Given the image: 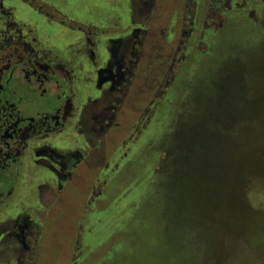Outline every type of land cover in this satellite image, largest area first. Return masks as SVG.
Wrapping results in <instances>:
<instances>
[{
    "label": "rangeland",
    "instance_id": "rangeland-1",
    "mask_svg": "<svg viewBox=\"0 0 264 264\" xmlns=\"http://www.w3.org/2000/svg\"><path fill=\"white\" fill-rule=\"evenodd\" d=\"M78 2L79 19L89 12L97 26L131 20L130 0ZM18 10L44 32L39 17L21 4ZM219 11L204 16L205 27L189 42L194 49H183L177 62L166 59L164 44L145 46L144 63L154 50V66L139 94L146 97L157 83H166L158 89V109L154 104L152 112L137 120L141 102L124 111L120 129L107 135V167L98 166L103 157L96 158L91 170L81 167L43 225L34 264H264V0H223ZM199 47L206 52L199 53ZM164 65L169 66L161 80L159 67ZM228 80L235 84L229 108L248 111L255 121L246 134H231L216 144L220 177L214 171L215 185L205 198L203 190H196L204 185L200 166L191 178L179 179L169 169L167 176L158 177L155 171L176 114L182 112V124H189L210 108L219 85ZM16 261L29 264L30 258Z\"/></svg>",
    "mask_w": 264,
    "mask_h": 264
},
{
    "label": "flooded vegetation",
    "instance_id": "flooded-vegetation-1",
    "mask_svg": "<svg viewBox=\"0 0 264 264\" xmlns=\"http://www.w3.org/2000/svg\"><path fill=\"white\" fill-rule=\"evenodd\" d=\"M78 1L0 0V264L21 256L34 264L43 225L80 170L100 157L107 167V135L135 109L130 101L150 99L136 120L152 112L159 84L139 94L154 66L145 46L162 43L174 60L193 36L192 0H130V22L116 26H97L89 12L80 20ZM20 4L49 33L21 17Z\"/></svg>",
    "mask_w": 264,
    "mask_h": 264
},
{
    "label": "trees",
    "instance_id": "trees-1",
    "mask_svg": "<svg viewBox=\"0 0 264 264\" xmlns=\"http://www.w3.org/2000/svg\"><path fill=\"white\" fill-rule=\"evenodd\" d=\"M220 3H223V0H218V3L216 2V0H205L203 2V5L201 6L202 8L200 7L199 9V6H197L196 10H199V12L196 11L197 14H195L194 16L191 15L192 21L194 20L191 29L192 35L196 34V32H198L202 26L205 27L206 22L203 21L205 15L207 17V15L212 14L213 12H217V15L221 13L220 11L214 10ZM182 6L183 2L178 4L179 9H182ZM195 7V2L194 0H192L191 2L187 3L186 9L188 13L191 14L195 11ZM220 21L221 19L219 20V22L215 23V25L219 26ZM190 46L191 44H186V47L189 48ZM191 48L194 49V45H192ZM200 52H206V50L199 47V53ZM192 53L196 54L198 52L194 51ZM176 62L175 65L177 64ZM146 66L147 65L145 64L142 66V73L144 74L149 71L146 70ZM160 72L162 75L160 79L162 80L164 74L163 68H160ZM168 76L169 72L165 77ZM221 83L222 84L219 85L220 88L218 93L215 94V99H211L208 104L210 108L205 110L202 115L197 114L194 118H191L189 124H182L184 118L182 112H178L176 114L175 120L177 122L174 124L170 135L168 137H165L163 140L165 149L161 151L162 156L155 171L156 176L158 177L163 175L167 176L169 169L178 174L179 179L182 175H186L188 178H191L196 173H198L200 166V168H202L203 170V173L205 171L203 183L204 185L202 189L198 187L196 190H203L201 192L205 194V198L209 193L213 191L215 183L214 177L212 175L214 174V171H218L217 177L220 174V167L218 166V169H215L216 151L213 150L216 144H218L221 139L228 138L229 136H231V134H246V131L249 128L247 125L255 121L254 117L251 118L249 117V115H247L248 111H244V113L241 110L238 111L236 109L229 108V105L232 101L231 96L234 94V80H228ZM163 84L166 83L160 82L158 89H163ZM238 86H242L241 81L236 85V87ZM157 98H154L153 103L156 104V109H158L160 101L162 99L159 98V100H157ZM130 102L133 106L135 104L136 106H138L136 98ZM141 103L143 104V109L141 110V112L144 113L147 108H150V99L146 97ZM217 109H220L221 111H218ZM245 174L247 173H244V175ZM251 176L252 172L246 178L249 179ZM221 184L222 186H225L223 181ZM244 187L246 188V186H243L242 189ZM196 190L195 198L198 197V192H196Z\"/></svg>",
    "mask_w": 264,
    "mask_h": 264
}]
</instances>
